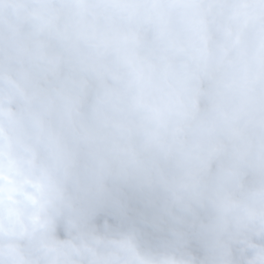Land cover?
I'll return each instance as SVG.
<instances>
[{"label": "clouds", "instance_id": "clouds-1", "mask_svg": "<svg viewBox=\"0 0 264 264\" xmlns=\"http://www.w3.org/2000/svg\"><path fill=\"white\" fill-rule=\"evenodd\" d=\"M0 264H264V0H0Z\"/></svg>", "mask_w": 264, "mask_h": 264}]
</instances>
